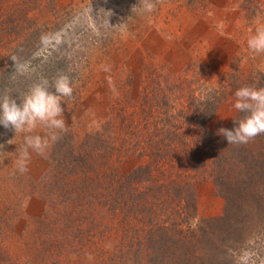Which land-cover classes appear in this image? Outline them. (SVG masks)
<instances>
[{
    "label": "rangeland",
    "instance_id": "1",
    "mask_svg": "<svg viewBox=\"0 0 264 264\" xmlns=\"http://www.w3.org/2000/svg\"><path fill=\"white\" fill-rule=\"evenodd\" d=\"M260 25L264 0H0L1 61L35 35L34 53L57 45L77 73L61 105L67 132L42 154L30 150L26 172L16 155L27 133L0 136V264H145L142 251L119 248L142 244L152 223L171 219L166 205L154 221L140 219L138 189L125 187L151 161L141 191L188 181L193 221L220 215L198 130L184 113L222 87L209 129L237 116L230 79L264 76V55L247 48ZM172 123L178 133L165 138Z\"/></svg>",
    "mask_w": 264,
    "mask_h": 264
},
{
    "label": "trees",
    "instance_id": "2",
    "mask_svg": "<svg viewBox=\"0 0 264 264\" xmlns=\"http://www.w3.org/2000/svg\"><path fill=\"white\" fill-rule=\"evenodd\" d=\"M34 37L31 35L20 42L0 60V96L7 91L18 104L19 98L43 79L51 83L56 77L66 75L73 83L77 77L69 52L51 44L48 49L34 53L30 49V44L38 40ZM13 56L24 65L22 74L15 72ZM242 80L230 79L234 92L244 86L264 87V76ZM224 99L222 87H219L192 101L184 113L198 130L199 143L206 156L204 164L210 168V183L215 196L222 200L220 215L193 221L197 205L188 181L168 179L165 184L148 185L141 191L139 184L151 181V161L128 174L125 187L138 189L135 207H139L140 219L145 217L148 222L154 221V209L161 210L165 205L170 208L171 219L167 223H160V220L152 223L142 244L121 245L120 254L137 255L142 251L145 264H264V134L246 144H228L226 138L217 135L219 128L209 129ZM242 116L238 112L225 129L238 126L234 120ZM178 129L172 123L163 127L161 133L169 138L177 134ZM12 133L0 126V136Z\"/></svg>",
    "mask_w": 264,
    "mask_h": 264
},
{
    "label": "clouds",
    "instance_id": "3",
    "mask_svg": "<svg viewBox=\"0 0 264 264\" xmlns=\"http://www.w3.org/2000/svg\"><path fill=\"white\" fill-rule=\"evenodd\" d=\"M140 7L138 4L133 9ZM247 48L255 55H264V25L258 26L249 36ZM11 60L14 62L15 72L22 74L24 65L19 64L15 56ZM72 96L73 88L66 75L56 77L51 83L47 79L35 83L19 98V104L7 91L0 96V126L13 131L15 136L27 133L23 147L17 149L16 155V163L21 173L27 171L30 150L42 154L50 141L56 142L60 139L58 133L67 132L68 125L62 118L64 109L61 105ZM234 96V108L243 116L234 120L238 126L232 130L220 128L217 135L226 138L228 144H246L264 134V87H240ZM38 127L45 129L47 135H32Z\"/></svg>",
    "mask_w": 264,
    "mask_h": 264
}]
</instances>
